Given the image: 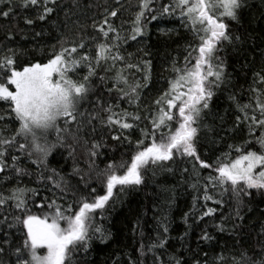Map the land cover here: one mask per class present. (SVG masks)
Segmentation results:
<instances>
[{
    "label": "snow or ice",
    "instance_id": "snow-or-ice-1",
    "mask_svg": "<svg viewBox=\"0 0 264 264\" xmlns=\"http://www.w3.org/2000/svg\"><path fill=\"white\" fill-rule=\"evenodd\" d=\"M5 2L8 9L0 8V16L8 18L16 5L13 0H0V4ZM116 4L123 7L121 0H116ZM56 5L57 0H20L19 4L23 9H35L36 19L40 21L51 15ZM245 5L246 0H168L157 8L154 0H138L129 35L123 34V22L119 28L113 22L114 18H118L119 8L106 9L103 20L92 25L99 36L62 34L57 41L59 46H51L46 62L29 61L19 66V49L8 43L13 40L9 31L6 41H0V102L8 106V112L0 115V121L5 122V127L0 128V181L16 177L18 185L19 177L28 175L21 166L22 158L40 168L57 148L69 149V156H72L74 146L82 139L78 133L84 129L96 133L99 125L100 139H93L87 154L92 158L89 169L95 172L97 178H102L105 194L89 198L82 190L70 187L68 181L55 170L53 174L59 176L58 179L47 177L58 190L52 199L42 196L39 202L32 199L29 204V193L31 198L41 196L35 188L15 186L7 192H0V209L11 201V207L18 213L12 214L8 227L21 226L19 244L5 248L4 244L8 241L0 243V264H72L76 254H87L95 234H99L102 243L106 242L104 231L95 225L94 220L98 211L103 215L102 210L112 199L114 191L138 188L145 183V175L150 170L153 174L156 168L171 171L170 165L176 163L178 157L192 164V172L197 177L193 188L199 190L203 179L205 202L222 205L223 200L217 199L213 193L221 197L230 193L236 202V217L243 220L240 212L243 197H252V190L264 195V68L254 73L248 102L240 103L234 94L229 97L235 102L238 113L233 129L245 125L249 137L260 130L255 140L260 151L248 150L247 146L252 143L249 139L243 144L229 145L230 152L224 153L223 158L218 157L213 164L201 157L197 145L208 141L209 133L219 136L215 123L217 114L212 111L211 101L215 90L227 83L225 63L219 53L224 42L232 43L234 39L225 18L239 23ZM162 17L180 19L195 34L199 43L195 47L189 45L182 67L173 62L174 78L153 101L155 110L142 117L138 111L120 109L119 101H125L137 110L146 107L141 104V83L130 80L126 70L135 68L144 71L146 82L150 78L151 61H144V68L131 63L122 54L121 45L128 39L135 41L143 36L146 23ZM24 22L32 25L34 20L25 17ZM110 72L112 76L107 75ZM109 80L111 87L107 86ZM98 85L102 86L99 91ZM114 91L118 93L115 98L111 96ZM92 94L96 95L95 101L91 98ZM142 119L151 124V128L141 129L142 137L151 140L150 145L141 147L144 140H138L129 160L113 161L104 169H99L94 158L100 156V149L106 146L103 129L111 131L118 127L121 131L112 135V140H121L123 136L131 143L123 134L125 130L136 127ZM220 119L223 120V117ZM9 120L18 122V127L11 135H5ZM174 120L175 129L170 123ZM69 125L75 126L74 132L69 131ZM219 128L224 130L222 126ZM53 133L55 139H50ZM68 137H71L72 144L66 142ZM84 143L87 145L88 141ZM232 153L236 154L235 158H232ZM201 169L210 170L209 174L201 177ZM183 171L188 172V168ZM74 173L80 174V170L74 169ZM80 178L84 180L83 175ZM43 179L41 173L40 182ZM91 192L95 193L96 189L91 188ZM66 198L72 202L58 203V200ZM193 203L195 207V200ZM33 208L43 211L35 214ZM215 211V208L208 207L200 218L211 216ZM7 220L5 215L0 223ZM218 227L220 231L224 230L223 225ZM163 232H168L167 225L163 226ZM201 239L208 241L211 237L205 233ZM166 243V235L159 236L148 245L142 244L140 253L145 255V249L154 253L155 249H164ZM257 246L258 254L250 255L247 250H241L239 256L231 257V264H264V231L258 234ZM41 250H45L43 254ZM5 256L7 259H4ZM228 259L220 256L217 264H227ZM130 264L137 262L131 261ZM153 264L164 262L154 254ZM167 264H181V260L171 257ZM196 264L200 262L196 261Z\"/></svg>",
    "mask_w": 264,
    "mask_h": 264
},
{
    "label": "trees",
    "instance_id": "trees-1",
    "mask_svg": "<svg viewBox=\"0 0 264 264\" xmlns=\"http://www.w3.org/2000/svg\"><path fill=\"white\" fill-rule=\"evenodd\" d=\"M16 7L8 18L0 16V41H6V37L11 31L13 40L8 43L19 49L17 56L18 66L25 65L29 61L46 62V56L51 50V46L57 44L60 36H76L78 33L88 36L96 35L92 28L93 23L99 24L103 20L105 10L119 8L118 18H114V24L119 28L123 22V34L129 35L132 27V20L137 11L138 0H121L120 5L116 0H57V5L53 6L54 11L44 21L36 19L37 11L32 8L23 9L19 6L20 0H13ZM155 7L168 0H154ZM51 6V5H50ZM0 8L8 9L7 3L0 4ZM25 17L34 20L32 25L25 24ZM229 25V32L233 36V42H224L220 51V56L225 63L227 83L215 90V95L211 101L212 111L217 114L215 123L219 136L209 133V140L200 142L197 147L203 159L213 164L217 158H223L224 153H229V145L243 144L251 139L247 147L248 150L260 151L259 145L255 142L260 135V130L255 132V136L249 137L248 129L245 125L233 129L235 116L238 114L235 102L229 99L234 94L237 101L246 103L249 100V87L253 83L254 73L264 68V0H246V5L242 9L239 23L225 18ZM41 33L37 36L36 33ZM235 37H240L236 40ZM199 43L195 34L181 23L178 18H159L146 23L145 34L133 41L128 39L121 45L122 54L133 64H139L144 68V61H151L150 78L144 81V71H137L135 68L126 70L130 80L138 81L142 87L141 104L146 107L135 109L130 107L125 101H119L120 109L138 111L143 117L150 111L155 110L153 101L159 94L168 87V81L174 78L173 62L177 66L184 65V58L188 54L189 45L195 47ZM94 51V49H93ZM194 63V61H193ZM122 66V65H121ZM83 72V70H81ZM99 74L103 75V72ZM112 76L113 73H107ZM111 80L107 86L111 87ZM102 86L97 87V91ZM105 98L108 94L104 93ZM113 98L118 96L117 92L111 93ZM92 100H96V95L92 94ZM87 107V105H85ZM119 111V109H117ZM8 112V106L0 102V115ZM106 115V114H104ZM223 117V120L220 119ZM62 123V122H61ZM175 129L176 121L170 122ZM219 126L223 127L220 131ZM5 127V122L0 121V128ZM18 122L7 121L5 135H11ZM69 131L74 132L75 126L69 125ZM98 131L91 133L90 129H84L78 133L82 138L76 144L75 151L69 156V149L57 148L48 157L45 165L38 168L30 163L27 158H22L20 163L28 172V175L12 180L0 181V192H7L11 187L35 188L40 191L41 196L31 198L29 193V204L32 199L37 202L42 196L49 199L54 198L57 193L51 181L47 179L53 176L58 179L64 177L72 188L82 190L89 198L95 195L105 194V186L101 182L102 178H97L94 171H90L89 163L91 159L87 154L93 139H100V126ZM151 128L148 120L142 119L137 122V126L130 130H125L123 135L128 136L131 143L121 140H112V135L120 133L118 127L111 131L103 129L106 133L103 137L106 146L100 149V156L94 158L95 165L99 169H104L108 163L129 160L136 150V142L143 139L141 147L150 145V139H144L141 129ZM164 131H167L165 129ZM50 139H55V134H51ZM159 133H157V139ZM84 141H88L85 145ZM212 141H215L214 143ZM68 144H72L71 137L67 138ZM232 153V158H235ZM171 171L156 168L148 171L145 175V183L135 189L114 191L112 199L105 206L103 215H95L94 223L100 227L106 236V242H101L99 234H95L90 242L87 254L80 252L72 259V264H130L136 261L137 264H153V255L160 256L161 261L167 264L171 257H177L181 264H217L220 256L228 257L227 264H231V257L239 256L241 250H247L252 255L259 253L257 246L258 234L264 231V195L254 192L252 197H243L244 203L240 206L243 220L236 217V202L231 194H224L222 197L218 193H213L217 199H222L223 204H216L212 201L203 200L202 185L200 181L198 189L193 188L197 177L192 172V164L181 161L177 158L176 163H172ZM187 167L188 172L183 169ZM74 169H79L80 174L74 173ZM58 173L59 176H54ZM201 177H206L210 170H199ZM43 175V182L39 177ZM81 175L84 180H81ZM87 181V187H85ZM96 192L92 193L91 188ZM69 197L71 192H69ZM195 200V207H194ZM71 199L66 198L58 203H71ZM206 204V206H205ZM208 207L215 208L216 211L211 216L201 219V214ZM35 214H40L43 210L33 208ZM12 214L16 210L11 207V201L4 209H0V221L5 215L7 222L0 223V243L5 248L13 244H19L21 234L18 227L9 228L12 222ZM167 225L168 232H163V226ZM223 225L224 230L219 227ZM207 233L211 239L205 241L201 239ZM167 243L164 249H155L154 253L147 252L141 255V245H148L154 242L159 236H165ZM41 254L43 251L41 250ZM4 259H7L5 256Z\"/></svg>",
    "mask_w": 264,
    "mask_h": 264
},
{
    "label": "rangeland",
    "instance_id": "rangeland-1",
    "mask_svg": "<svg viewBox=\"0 0 264 264\" xmlns=\"http://www.w3.org/2000/svg\"><path fill=\"white\" fill-rule=\"evenodd\" d=\"M43 252L45 251V250H42Z\"/></svg>",
    "mask_w": 264,
    "mask_h": 264
}]
</instances>
